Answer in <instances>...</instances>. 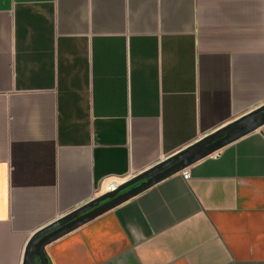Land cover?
<instances>
[{
    "label": "crops",
    "instance_id": "crops-1",
    "mask_svg": "<svg viewBox=\"0 0 264 264\" xmlns=\"http://www.w3.org/2000/svg\"><path fill=\"white\" fill-rule=\"evenodd\" d=\"M264 104V0H0V264L42 227ZM46 247L51 264H264V125Z\"/></svg>",
    "mask_w": 264,
    "mask_h": 264
},
{
    "label": "water",
    "instance_id": "water-1",
    "mask_svg": "<svg viewBox=\"0 0 264 264\" xmlns=\"http://www.w3.org/2000/svg\"><path fill=\"white\" fill-rule=\"evenodd\" d=\"M264 125V104L226 126L176 151L145 171L126 179L113 190L96 195L86 203L42 227L30 239L23 264H51L46 247L100 215L134 198L164 179L221 150Z\"/></svg>",
    "mask_w": 264,
    "mask_h": 264
},
{
    "label": "built area",
    "instance_id": "built-area-1",
    "mask_svg": "<svg viewBox=\"0 0 264 264\" xmlns=\"http://www.w3.org/2000/svg\"><path fill=\"white\" fill-rule=\"evenodd\" d=\"M217 156H219V152L217 151V152H215V153H213V154H211L210 156H208V157H217ZM181 174H182V176L185 178V179H189L190 178V176H191V173H190V171L188 170V168H186V169H183L181 172H180ZM126 179H129V178H126V177H123V178H119V179H116V178H108V179H105L104 180V187H103V190L99 193V194H101V193H103V192H105V191H110V190H113V189H110L107 185L105 186V184H106V182H108V181H112V182H116L117 183V186L119 185V184H121L123 181H125ZM116 186V187H117Z\"/></svg>",
    "mask_w": 264,
    "mask_h": 264
},
{
    "label": "bare ground",
    "instance_id": "bare-ground-1",
    "mask_svg": "<svg viewBox=\"0 0 264 264\" xmlns=\"http://www.w3.org/2000/svg\"><path fill=\"white\" fill-rule=\"evenodd\" d=\"M108 186L110 189H113L114 187L117 186V183L116 182H112V181H108L106 182L105 186Z\"/></svg>",
    "mask_w": 264,
    "mask_h": 264
}]
</instances>
